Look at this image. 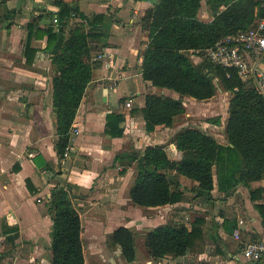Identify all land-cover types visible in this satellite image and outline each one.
<instances>
[{"label":"crops","instance_id":"crops-1","mask_svg":"<svg viewBox=\"0 0 264 264\" xmlns=\"http://www.w3.org/2000/svg\"><path fill=\"white\" fill-rule=\"evenodd\" d=\"M59 2L78 7L88 17L104 15L98 26L103 37L96 40L94 55L103 57L92 61V79L76 112L63 155L56 148L52 54L46 49L47 36H37V29L57 28L59 22L54 18L58 17ZM155 3L156 0H0V264H51L50 210L55 191L66 187L72 191L81 218L85 264H264V258L249 260L242 253L248 242L264 241L263 216L256 206L264 203V175L254 184L255 188H263L255 200L249 187L242 184L229 194L220 192L216 177L211 199L194 197L185 187L196 182L183 175L180 181L185 195L180 202L145 207L130 197L136 162L116 157L164 145L163 140L169 136L176 148L175 134L193 122L186 118L191 116L188 111L173 126L158 125L149 132L143 115L132 114L134 108L145 105L151 91L180 97L171 89L153 86L143 77V51L149 44L143 19ZM263 3L264 0L262 6ZM200 17L205 21L214 18L205 0ZM78 25L87 28L88 23L74 12L67 21V31ZM191 58L196 63L202 61L201 50H192ZM250 59L264 71V52L250 55ZM184 99L202 102L189 96ZM229 99L230 96L221 118L223 125L205 120L195 126L221 143H227ZM113 112L125 117L121 124L124 132L117 137L106 133L107 116ZM176 152L180 157L177 148ZM197 215L205 216L207 230L216 228L218 232L205 233L209 241L199 253L154 259L145 251L143 260L138 261L137 252L136 259L128 262L120 244L112 238L120 226L136 231H149L166 223L190 227ZM225 219L234 220L236 228L232 233L224 228Z\"/></svg>","mask_w":264,"mask_h":264},{"label":"trees","instance_id":"trees-1","mask_svg":"<svg viewBox=\"0 0 264 264\" xmlns=\"http://www.w3.org/2000/svg\"><path fill=\"white\" fill-rule=\"evenodd\" d=\"M205 1L214 14L211 21L200 17L202 0H156L154 7L147 11L143 26L148 30L149 44L143 51V77L153 86L171 89L180 97L151 91L145 97V105L134 108L132 114L143 115L149 132L158 125L170 127L186 113L184 96L207 101L217 94L221 86L230 93L227 143L219 142L204 129L188 126L175 134L173 143L181 152L176 159L168 154L164 145L159 144L147 146L143 152L130 156H117V159L129 158L136 162L130 197L140 206L175 204L183 200L187 188L194 197L211 199L215 177L218 190L225 194L242 184L249 187L251 198L255 200L263 190L262 187L255 188L254 184L264 175V96L252 81L244 82L233 69L228 76L229 70L223 66L204 57L197 63L191 58L192 50H201L203 54L224 35L253 26L264 15L262 0ZM59 5L57 28L37 29V36H47L46 49L52 54L56 148L58 154L63 155L69 145L76 112L92 79V57L96 40L103 37L98 26L104 15L88 17L69 3L59 2ZM74 12L87 21V28L78 25L67 31V21ZM124 120L122 114H108L106 133L121 136ZM211 120L218 122L219 118ZM182 175L195 181V185L182 189ZM27 184L31 187L30 181ZM54 195L50 210L53 218L51 264H85L82 223L74 206L72 191L68 187L60 188ZM256 206L264 221V203ZM223 224L229 233L236 228L233 219H225ZM205 225V216L197 215L190 227L166 223L140 234L152 258L182 256L201 252L209 241L205 233H218L216 228L210 231ZM137 235L136 230L125 226H120L112 234L128 262L137 257ZM213 240L217 237L213 236Z\"/></svg>","mask_w":264,"mask_h":264},{"label":"built area","instance_id":"built-area-1","mask_svg":"<svg viewBox=\"0 0 264 264\" xmlns=\"http://www.w3.org/2000/svg\"><path fill=\"white\" fill-rule=\"evenodd\" d=\"M54 22L58 23L59 18L55 17ZM263 52L264 15L247 30L224 35L213 46L203 51V57L213 64L227 68L228 76L233 69L244 82L252 81L254 87L264 96V71L258 69L257 63L250 59V55L259 56ZM102 57L103 54H98L92 58V61L96 62ZM127 105H130V102ZM242 253L246 259L262 260L264 258V241L248 242Z\"/></svg>","mask_w":264,"mask_h":264},{"label":"rangeland","instance_id":"rangeland-1","mask_svg":"<svg viewBox=\"0 0 264 264\" xmlns=\"http://www.w3.org/2000/svg\"><path fill=\"white\" fill-rule=\"evenodd\" d=\"M196 59H198V58L196 57ZM173 92L176 94V96H179L177 92H175V91H173ZM228 94H226V92L221 88V86H219L217 94L211 100L202 101L200 103H197L194 100L191 101V100L183 98V103L186 106V113L189 111L188 113H189V115H191L190 117L187 116L186 118H187V120H189L190 118L193 120V122L187 124L186 127H188V126H200L201 122H204L205 120H210V122H211L212 121L211 118H216V117L219 118L220 126L223 125L224 123H221L222 122L221 118L224 117L226 109H227V101H228V97L230 96V94L229 95ZM188 109H190V110H188ZM183 115H181V116H183ZM216 121H218V120H216ZM171 137L172 136L166 137L165 140H163L162 144L166 145V150H167L168 154L172 158L176 159L177 157H179V154H178V152H176L175 146H173L172 143L170 142ZM219 203L223 205V203H221V201ZM145 231L146 230L137 231L138 232V235H137L138 261L143 260L142 257L146 253L145 251H147L145 248V245H144L143 236H142V234H140V233L145 232Z\"/></svg>","mask_w":264,"mask_h":264}]
</instances>
